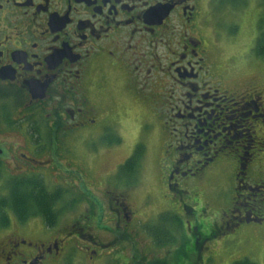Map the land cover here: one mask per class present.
<instances>
[{
  "label": "flooded vegetation",
  "instance_id": "1",
  "mask_svg": "<svg viewBox=\"0 0 264 264\" xmlns=\"http://www.w3.org/2000/svg\"><path fill=\"white\" fill-rule=\"evenodd\" d=\"M250 3L256 6L255 0H0V197L11 183L42 180L49 192L62 190L63 204L54 207L62 211L59 220L80 218L90 205L93 213L96 204L107 218L101 241L83 239L92 228L73 221L49 228L38 223L41 217L20 221L6 210L0 264H135L119 245L140 238L160 257L136 264H197L202 253L213 255L216 231L264 225V68L254 59L257 38L249 44L229 27L247 20ZM228 47L237 58L225 55ZM146 127L155 139L156 200L166 203L155 222L138 213L149 209L152 195L132 201L148 151L140 138ZM71 140L91 162L125 143L141 146V160L134 174L120 171L128 158L115 167L105 162L101 200L90 192L84 202L50 169L55 153L69 158ZM51 176L62 178L52 189ZM187 197L203 207L202 216L216 217L210 236H202ZM177 238L184 242L174 262Z\"/></svg>",
  "mask_w": 264,
  "mask_h": 264
},
{
  "label": "rangeland",
  "instance_id": "2",
  "mask_svg": "<svg viewBox=\"0 0 264 264\" xmlns=\"http://www.w3.org/2000/svg\"><path fill=\"white\" fill-rule=\"evenodd\" d=\"M256 6H251L247 8L246 15L247 20H244V23L239 24H233L229 25L231 30H235L236 35L239 34L240 37L244 38L246 42L248 41L249 44L253 43L255 38H257V34L259 33V27H258V19H263L262 23L259 24L260 28L264 30V0H255ZM253 3L254 0H251ZM248 3V2H247ZM241 26V27H240ZM238 27V29H237ZM234 32V31H233ZM230 32V33H233ZM234 32V33H235ZM228 53L225 55H232L234 58H237L238 52L230 50L228 47ZM251 57V55H250ZM248 58V57H247ZM253 58V57H252ZM251 58V59H252ZM255 61L259 66H263L264 68V62L260 58L254 57ZM247 60H250L248 58ZM253 66V65H251ZM252 68H257L256 66ZM252 71V70H251ZM254 73V72H252ZM18 139L20 137H17ZM140 138L145 141L146 146L148 148L147 155L142 158V162L140 163V166L138 168L139 172L134 178V181H137L136 184V190H133V199L136 204H140L141 201L146 198L149 195H152V202L151 206L148 208H142L139 210L140 218L143 220H148L151 222H155L156 217H158L162 211L161 208L166 207V203L163 201L158 202L159 199L156 200V196L158 195L159 191L156 189V179L158 176V169H157V159L156 158V148H155V139L150 136V133L148 131V128L146 127L145 130H143L140 134ZM67 144L74 145L75 141L69 142L67 141ZM67 146V145H66ZM64 146V148L66 147ZM68 150L66 152H69V158H65V152H63V155L61 152L55 153L52 157L50 169L53 167L59 174H63V178L65 177L67 179V184H71L70 187L73 189H76V192L81 196V201L87 202V200L92 198V195L96 197L97 199L101 200V197L98 193V191L101 190L103 186V173L101 171L102 166L105 164V162H108V165L110 167H115V165H122L127 158H129L133 152L134 147L129 143H125L124 145H121L114 149V151L105 153L103 156L99 157V159H95L92 162L90 161V157H88L84 152L81 153L79 151V148L67 147ZM54 152V151H53ZM51 152V153H53ZM68 161H72V165L67 163ZM39 169H43V173L46 174V170L44 167H40ZM89 171V173H88ZM51 174H55L54 172ZM44 178V177H43ZM48 178V177H47ZM47 178H44L47 180ZM59 180H58V179ZM61 177H53L51 176L48 180L50 182L51 189L54 186H57L60 184ZM58 181V182H56ZM86 187L83 189V187ZM90 188V191L88 189ZM67 189V187L65 188ZM91 192V194H90ZM85 193L87 199H85V195L82 194ZM73 196L69 195L66 196L65 199L68 202L70 199H72ZM95 199V198H94ZM93 199V201H95ZM188 200V202L192 205V203H195L194 198L187 197L185 198ZM96 204V203H95ZM196 206L194 208L195 213L199 215L198 219L200 221L199 227L200 231L202 232V236H210L212 233V227L214 225V222L216 221L215 216L210 215H204L202 216V213H204L203 207L200 204L195 203ZM138 205H136L138 207ZM92 206L90 205L88 208H85V211L83 213V216L80 218L72 216L68 214H64V217H62L58 221V227L64 228V226L68 225L69 221H73L74 224H82V228L86 229L87 227L92 228V230H87L86 232H82L80 234L83 239L88 238L87 236L91 235L92 237H95L96 239H99L101 241L106 240V236H104V233L100 230L103 229L105 226L104 222L107 221V218L105 219L102 213H100L98 206L96 204L94 212L92 213ZM171 213V212H170ZM177 214V213H176ZM178 215V214H177ZM201 215V216H200ZM103 217V218H102ZM38 223L41 226H45L43 220H38ZM186 224V223H185ZM85 226V227H84ZM183 229H185V226L182 224ZM187 227V224H186ZM142 229V227H140ZM234 229V230H232ZM204 236V237H205ZM119 242V240H118ZM175 244L172 245L170 251L171 254H173V261L176 262V258L181 255V248L183 246L182 239L177 238L175 240ZM211 244V250L213 252V255L210 253L205 252L208 256L204 255L202 253L201 256V262L197 264H234L238 260H249L250 262H253L255 264H264V225H246L245 227L241 228H233L232 226L230 229H225L223 231V234L221 232L216 231L215 235L213 237V240L209 241ZM120 248L122 250V255L128 258L131 263H137V261H141V259H144L145 261H152L153 259H159L160 255L159 253H156L152 248H149V245L147 242H143L141 238L131 244L123 243V240L120 241ZM186 254L187 249L185 250ZM168 253V252H167ZM188 255V254H187ZM182 260H185L182 258ZM180 260V262L182 261ZM188 260V259H187ZM185 260V264L187 262L190 264L191 261ZM204 260V261H203ZM181 264V263H180ZM192 264V263H191ZM196 264V263H194Z\"/></svg>",
  "mask_w": 264,
  "mask_h": 264
},
{
  "label": "trees",
  "instance_id": "3",
  "mask_svg": "<svg viewBox=\"0 0 264 264\" xmlns=\"http://www.w3.org/2000/svg\"><path fill=\"white\" fill-rule=\"evenodd\" d=\"M263 19L259 18L258 27L259 33L255 40L253 54L256 58H261L264 62V30L260 28ZM141 146H137L133 155L127 159L126 163L120 168L121 173L136 172L138 162L142 156ZM8 195L0 197V219L2 224L8 222L5 217L6 210H11L20 221H26L29 217L38 216L43 219L44 225L52 228L58 221L61 209H54L55 205L63 204L62 190L49 192L42 180H37L34 183L24 184L11 183L9 184ZM162 217L164 215H161ZM158 264V263H157ZM163 264V263H162ZM234 264H255L249 260H238Z\"/></svg>",
  "mask_w": 264,
  "mask_h": 264
}]
</instances>
